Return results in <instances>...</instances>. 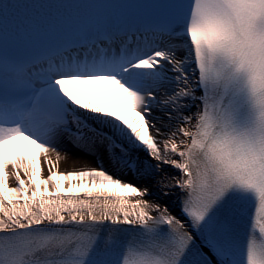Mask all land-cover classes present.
<instances>
[{"label":"snow or ice","instance_id":"6c2138e0","mask_svg":"<svg viewBox=\"0 0 264 264\" xmlns=\"http://www.w3.org/2000/svg\"><path fill=\"white\" fill-rule=\"evenodd\" d=\"M96 7L0 49V264H264V0Z\"/></svg>","mask_w":264,"mask_h":264},{"label":"bare ground","instance_id":"6f19581e","mask_svg":"<svg viewBox=\"0 0 264 264\" xmlns=\"http://www.w3.org/2000/svg\"><path fill=\"white\" fill-rule=\"evenodd\" d=\"M114 106V105H113ZM116 107V106H114ZM128 113L124 114L123 118H128ZM67 154V153H66ZM54 158V157H53ZM93 166L91 159L86 156L67 154V159H62L59 164L60 171H78L87 168H92ZM167 168V166H165ZM169 172H175V169H167ZM45 175H47V169L45 168ZM14 184V181H12ZM178 201L173 194V199L170 201L172 208H176Z\"/></svg>","mask_w":264,"mask_h":264},{"label":"rangeland","instance_id":"374dc122","mask_svg":"<svg viewBox=\"0 0 264 264\" xmlns=\"http://www.w3.org/2000/svg\"><path fill=\"white\" fill-rule=\"evenodd\" d=\"M169 170H170V168H169Z\"/></svg>","mask_w":264,"mask_h":264}]
</instances>
